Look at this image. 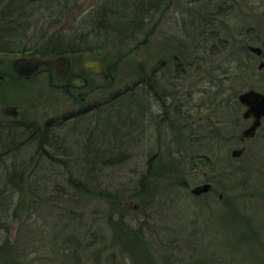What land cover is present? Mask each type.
<instances>
[{
	"label": "rangeland",
	"instance_id": "obj_1",
	"mask_svg": "<svg viewBox=\"0 0 264 264\" xmlns=\"http://www.w3.org/2000/svg\"><path fill=\"white\" fill-rule=\"evenodd\" d=\"M97 1H72L64 24L69 28L72 22H83ZM223 4L228 8L224 9ZM167 5L168 9L160 14L162 17L157 14L147 26L149 30L137 39L136 48L132 44L121 46L93 57L79 55L73 61V71H81L94 83L81 92L87 103L94 104L92 116L96 114L100 121L106 107L121 102L118 100L121 92L135 87L137 80L146 81L143 76L158 68L157 59L167 61L160 75L153 72L160 80L159 88L154 81L156 90L148 89L145 84L146 88L131 90L137 102L130 109H143L144 117L147 109L141 105L148 106L153 118L150 121L155 125L149 128L143 122L148 128L139 133V142L135 135L134 144L126 152L130 161L121 167L103 169L99 176L92 175L89 189L83 185L69 194L66 191L63 198L47 199L34 206H28L26 199L20 200L17 194L12 200L10 191L5 193L8 195H0L4 211L9 206L13 210L8 219L0 221V264H93V259L95 264H104L107 256L115 258V264H169L164 262L163 250L172 241L168 235L174 230L185 232V222L190 223L201 214L206 215L207 221L202 225L204 234L198 238L201 241H194L208 248L209 257L214 252L218 254L220 246L225 257L248 253L260 258L253 236L243 222L251 219L264 226V123L253 139L241 144L237 137L250 122L242 118L244 110L233 93L238 95L249 89L264 93V81L256 73L259 63L249 72L246 51L249 20L254 12L264 13V0H167ZM204 22L214 25L211 26L214 31H210L212 38L208 36L206 40L201 37L200 24L205 25ZM261 34L264 37L263 29ZM231 54L232 62L222 61ZM89 58L114 67L115 81H104L103 77L84 70L82 66ZM1 60L7 66L16 59L1 57ZM173 61L192 64L185 78L192 107V121L186 126L180 121L178 127H172L159 119L161 108L158 111L154 100L156 91L166 100L169 98L170 83V91L176 88ZM201 62L202 72L194 76ZM159 66L162 67L160 63ZM227 67H235V73L225 74L223 69ZM2 68L5 72V67ZM45 74L14 83L0 79V100L18 108L20 116L16 120L40 123L59 120L79 106L65 89L52 88L48 73ZM195 82L198 86L192 88ZM215 94L226 103L210 106ZM73 95L78 97L77 92ZM178 96L183 99L182 95ZM131 112L136 114L135 110ZM63 124L62 128L74 132V137L72 121ZM23 140L1 134L0 153ZM242 147L246 148L245 153L233 159L232 151ZM70 152L77 154L74 145ZM81 163L72 166L77 175H71L73 179H85L86 170L81 168ZM148 166L149 170L142 168ZM60 172L59 180L65 181L67 173L59 168ZM202 178L214 185V192L197 198L191 188L200 185ZM219 193L224 194L223 202H219ZM200 207L203 211L197 213ZM206 208L212 212L206 213ZM261 257L258 263L264 264V253Z\"/></svg>",
	"mask_w": 264,
	"mask_h": 264
},
{
	"label": "trees",
	"instance_id": "obj_2",
	"mask_svg": "<svg viewBox=\"0 0 264 264\" xmlns=\"http://www.w3.org/2000/svg\"><path fill=\"white\" fill-rule=\"evenodd\" d=\"M72 1L74 0H0V56H70L74 60L79 55L97 56L121 46L132 44L135 47L138 45L137 39L149 30V23L168 6L167 0H98L83 22H72L68 28L64 22L71 12ZM204 24H200L201 37L206 40L208 36L212 38L210 31H214L211 29L214 25L208 22ZM52 29L54 30L51 32ZM30 31L36 34L29 36ZM232 56L233 54L225 56L222 61H230ZM202 63H199L194 76L202 72ZM234 68L227 67V70H223L225 74L229 72L233 75ZM153 72L151 70L150 74L143 76L146 79L143 82L146 87L156 90L154 87L158 88L159 84ZM176 72L174 80L177 83L174 86L183 88L187 71L178 69ZM239 72L242 73L241 67ZM167 80L171 82V77ZM139 86L138 83L133 89H140ZM197 86L195 82L191 87ZM233 95L237 100V94ZM118 98L121 101L119 104L113 102V107L108 106L103 110L105 116L102 121L96 118V114L93 118L90 112L73 122L72 128L76 131L74 137V132L70 133L58 126L54 119L44 123L28 122L25 119H0V135L24 139L20 144L12 148L10 146L0 153V195H8L5 193L10 191L12 200L17 194L18 197L20 195V200L26 199L28 206L39 205V202L47 199L63 198L83 185L87 189V184L93 182L92 179L89 181V174L99 176L103 169L121 167L125 165L123 163L130 161L126 152L134 144L135 135L139 142V135L137 132L132 133V130L139 127L141 113L136 107L130 109L137 102V97L131 91L120 94ZM167 101L174 99L169 98ZM213 101L210 106L218 107L221 103H226L225 100L220 101L216 94ZM133 110L136 114L131 112ZM143 129L146 130L147 126ZM143 129L139 131L141 134L145 132L141 131ZM72 145L78 155L70 152ZM75 162H82L81 168L86 170L83 176L85 179L71 177L77 176L72 168ZM59 168L67 173L65 181L59 180ZM10 201L8 197V203ZM11 213V206L4 211L0 202V221L8 219ZM16 219L19 218H14Z\"/></svg>",
	"mask_w": 264,
	"mask_h": 264
},
{
	"label": "flooded vegetation",
	"instance_id": "obj_3",
	"mask_svg": "<svg viewBox=\"0 0 264 264\" xmlns=\"http://www.w3.org/2000/svg\"><path fill=\"white\" fill-rule=\"evenodd\" d=\"M159 23V22H158ZM159 24H157V26H159ZM156 27V25H155ZM261 29L264 30V13H258L257 15L254 13H252L251 15V19L249 20V28H247V31L249 32L248 35V39H247V43H246V51L248 52L249 55V62L247 63V68H249V72L251 71V69L254 68V66L259 63L257 69H256V73L257 76L260 77V79H262L264 81V37L263 34H261ZM262 42V43H261ZM254 49H258V50H254ZM2 57H8V56H2ZM172 59L176 60L177 58L174 56H171ZM158 62V68H156V70H154V74L156 76H158V73L160 75L161 69L162 71H164L166 69V62H160L159 59H157ZM159 63L161 64L162 67L159 66ZM5 67V72H2L3 68ZM8 67V68H7ZM84 68V70L86 69L87 72H90L94 75H97L96 73H94L93 71L87 69L84 66H82ZM106 73L104 75H98L103 77L104 81L107 80H112L113 82L115 81V76L112 73V69L111 66H106ZM189 67V68H188ZM192 67V64L188 63H176L175 61H173V68L174 70L177 69H190ZM75 68L74 62L72 61V66L70 71L63 77L59 76V72L57 71L56 68L53 67H41L40 71L34 75L33 77H30L28 80H32L33 78H36L39 75H46L45 73H48V78H49V85L54 88V89H58V90H63L65 89L64 92H66V94H68V96H72L74 103H77V105H83V107L79 110H77L79 108V106L77 108H75L74 110H72V113L67 116L66 118H61L60 120H54L55 123L58 124V126H64V122L68 123V121H72L75 122L76 120L79 119L80 116H83L86 113H90L92 111V108L94 106V104H90L86 102V96H84V93L81 92L83 89H78V88H68V84H69V79L72 75H78V76H82L85 79H87L88 81V86H92L94 85L93 81L89 78V76L84 75L81 71H73ZM111 68V69H110ZM238 69V68H237ZM173 70V71H174ZM0 74H2L3 76L0 77L1 80H6L9 81L10 83H14L16 80L20 81L21 77H19L17 75V73L14 70V64H9L7 66H5V63L1 60V56H0ZM5 73V74H4ZM174 76L176 75V72H173ZM108 77V78H107ZM109 77H112L109 79ZM172 77V78H173ZM27 80V79H26ZM27 80V81H28ZM156 80H158V84H160V80L159 78H156ZM5 81V82H6ZM140 84V88H144L141 87L142 84H144L143 79L139 81ZM93 87V86H92ZM146 88V87H145ZM159 88V86H158ZM168 90L169 93V98L170 99H174V100H178L175 102L169 101L167 105H162V107H167V109H163L161 106V112H159V119H163L165 122H168V109L170 107V113H172L174 120H176L177 122H183V125L186 126L187 124H190L191 122V118H192V107L191 104L188 102V94L189 91H187L186 87H176L173 89V91ZM178 88V89H177ZM183 89V90H182ZM249 90H254V89H249ZM248 91V90H247ZM257 91V90H255ZM74 92H77L78 97H76V95H73ZM176 93L178 95H182L183 99H179L180 96L176 97ZM184 93V94H181ZM262 93V92H261ZM155 96L157 95V91L154 92ZM264 94V93H263ZM168 98V99H169ZM190 98V97H189ZM167 99V100H168ZM181 100H185L184 102H181ZM80 101V102H79ZM3 104L5 105H9L7 102L1 101ZM159 107V106H158ZM157 107V108H158ZM160 107L158 108V111H160ZM182 111V112H181ZM168 112V114H167ZM72 117V118H69ZM201 119V116L199 117V121ZM202 119L203 116H202ZM246 122H250L249 126L251 125V121L248 120ZM172 127H175V123L174 122H168ZM264 123V118L262 120V124ZM261 128V127H260ZM246 151V148H245ZM143 169H147L149 170L150 167H142ZM91 170H94V168H92ZM90 170V171H91ZM92 172V171H91ZM201 184L203 183H210V181H208V179H204L202 178V181H200ZM212 185V188L210 190V193L214 192V185L212 183H210ZM199 185V184H198ZM196 186V185H195ZM142 196V194H140ZM219 202H223L224 199L222 198V193H219ZM139 207V206H137ZM136 207V208H137ZM139 209V208H138ZM207 211H209V213H211V208H206L205 212L207 213ZM202 212V210H201ZM196 215V214H195ZM206 215L202 216V214L200 216H196L195 218H193L191 220V222H185V226L184 228H187L185 230V232L181 233L180 230H174L173 232L170 233L169 238L172 239V241L168 242L166 244V246H164L163 250H165L166 254L164 255V262L165 263H169V264H260L258 263V261H260L262 259L261 255L264 253V226H258V224L253 225L251 228H249V232L252 234L253 238L255 240H257L260 243V246L258 248V252L261 253L260 254V258H255L253 254H248V253H242V254H238L234 257H225L223 256V254L221 253V251L216 254L214 252L212 257H207V252L208 248L204 245L201 244V242H197L194 241L195 239H198L200 237V235L204 234V230H203V224H205L206 221ZM148 226V223H147ZM154 229V228H152ZM156 232L155 230H153V233ZM257 238V239H256ZM199 241H201L200 239H198ZM183 244V245H182ZM244 254L248 255L245 256ZM117 257V256H116ZM257 259V261H256ZM250 260V263H248L247 261ZM100 261V259H98V262ZM116 259L112 258L111 256H107L104 260V264H115ZM96 263V259H93V264ZM264 263V260H263ZM262 264V263H261Z\"/></svg>",
	"mask_w": 264,
	"mask_h": 264
},
{
	"label": "water",
	"instance_id": "obj_4",
	"mask_svg": "<svg viewBox=\"0 0 264 264\" xmlns=\"http://www.w3.org/2000/svg\"><path fill=\"white\" fill-rule=\"evenodd\" d=\"M258 50V49H254ZM41 66H53L55 67L61 77L65 76L71 68V59L69 57H60V58H23L15 61L14 69L21 77H30L36 73ZM86 67L91 69L95 73L104 74L105 67L103 64L90 60L86 63ZM87 85V80L83 79L80 76L73 75L69 79L68 88L77 87L83 88ZM239 101L246 107V111L243 114L245 119H251V125L245 129L239 139L241 142H244L246 139L254 138L257 130L262 124V119L264 118V94L257 92L255 90H250L239 96ZM18 110L16 107L7 106L0 103V117L6 118H16L18 117ZM245 149L233 151V157H240L244 153ZM211 189L210 184L201 185L192 190V193L196 196H199L203 193L209 192Z\"/></svg>",
	"mask_w": 264,
	"mask_h": 264
},
{
	"label": "bare ground",
	"instance_id": "obj_5",
	"mask_svg": "<svg viewBox=\"0 0 264 264\" xmlns=\"http://www.w3.org/2000/svg\"><path fill=\"white\" fill-rule=\"evenodd\" d=\"M225 6V5H224ZM228 8V5H226L225 7H224V9H227ZM228 11V10H227ZM227 11H225V12H227ZM224 12V13H225ZM227 14H225V16H226ZM190 95H191V93L189 92V94H188V96L190 97ZM159 98V99H158ZM164 97H162V96H160V94L159 95H156V96H154V100L156 99V101H157V103H158V106L160 107H162V105H167L168 104V102L169 101H167L165 98L163 99ZM159 101V102H158ZM182 101V100H181ZM185 100H183L182 102H184ZM189 102V101H188ZM140 103H144V102H141L140 101ZM141 106H143V107H145L146 109H147V113L145 114V116L143 117V109H141L140 110V113H141V115H139V127H137L136 126V128H134L133 130H132V133L134 132V134L137 132V134L139 135V131H140V129H143L144 128V125H142V121L141 120H143V121H145L149 126V128H150V126H152V124H154V122H152V121H150V119H153L152 118V115L150 114V112H151V109L150 108H148V106L146 107V106H144V105H141ZM160 107V108H161ZM163 109H167V107H162ZM168 112H169V115H168V122H174L175 123V125H176V127H178V122L176 121V120H174V118H173V115H172V113H170V107H169V109H168ZM168 112H167V114H168ZM155 114V113H154ZM155 125V124H154ZM147 127V128H148ZM142 132H144V129L143 130H141ZM146 131V130H145ZM133 142V141H132ZM231 157H233V155H231ZM242 157V156H241ZM90 171V170H89ZM91 172V171H90ZM91 176H92V173L91 174H89L88 175V179H89V181L92 179L91 178ZM92 185V182H89L88 184H87V188H89L90 186ZM72 187V186H71ZM74 187V186H73ZM199 197H202V196H199ZM199 197H197V198H199ZM200 210H202L203 211V208L202 207H200V209H198L197 210V213H202ZM218 210V209H217ZM194 214H195V212H193ZM248 219V218H247ZM245 220H246V218H245ZM20 221V219H18V221L17 222H19ZM244 224H245V226H247L248 228H251L253 225H256V224H258V223H256V222H254V221H252L251 219H248V220H246V222H243ZM260 225V224H259ZM258 225V226H259ZM12 228H10V231H9V234L12 232V230H11ZM125 232V231H124ZM130 232V231H129ZM253 241H254V243H255V245H256V247L257 248H259V246H260V243L257 241V240H255L254 238H253ZM219 248H220V251H221V247L220 246H218ZM209 252H207V257H209ZM224 256V255H223Z\"/></svg>",
	"mask_w": 264,
	"mask_h": 264
}]
</instances>
